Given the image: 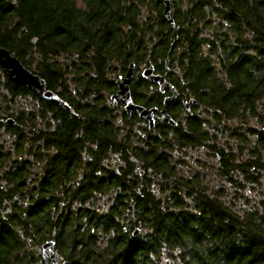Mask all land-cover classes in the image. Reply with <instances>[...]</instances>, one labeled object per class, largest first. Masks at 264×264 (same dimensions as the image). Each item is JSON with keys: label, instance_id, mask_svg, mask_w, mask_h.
Listing matches in <instances>:
<instances>
[{"label": "trees", "instance_id": "obj_1", "mask_svg": "<svg viewBox=\"0 0 264 264\" xmlns=\"http://www.w3.org/2000/svg\"><path fill=\"white\" fill-rule=\"evenodd\" d=\"M80 2L0 0V46L57 97L31 98L36 115L18 109L17 159L0 144V264L38 263L32 248L49 237L62 264H264V191L242 205L235 195L264 189V0H170L171 79L204 116L142 145L110 96L130 61L164 72L163 0ZM153 85L134 81L133 101L160 108ZM186 147L208 154L219 186L171 163Z\"/></svg>", "mask_w": 264, "mask_h": 264}, {"label": "bare ground", "instance_id": "obj_2", "mask_svg": "<svg viewBox=\"0 0 264 264\" xmlns=\"http://www.w3.org/2000/svg\"><path fill=\"white\" fill-rule=\"evenodd\" d=\"M164 10H165V8L163 9V17L165 18V20L166 21H168V23H169V25L171 26V24H170V22H169V19H167L166 17H165V15H164ZM142 18L144 19V16H142ZM169 18L172 20L173 19V16H172V11L170 10V12H169ZM174 21V20H173ZM172 27V26H171ZM173 27H177L176 26V24H175V22L173 23ZM173 27H172V29H173ZM173 35H174V29H173ZM4 48V47H3ZM173 49H174V47L170 50V47H169V50H168V52L170 51V55H171V53H172V51H173ZM167 52V53H168ZM9 56H15L14 54H12L10 51H9ZM16 57V56H15ZM18 58V57H17ZM19 59V58H18ZM129 63H135L134 61H130ZM128 67H129V64H127L126 66H125V73H126V70L128 69ZM150 67H152V69H153V71H152V78H148V77H146L145 75H144V70L145 69H147V68H150ZM0 68H1V70H2V67H1V65H0ZM27 68V67H26ZM27 69H29V70H31L32 71V69L31 68H27ZM175 71H176V66H175ZM2 72H3V70H2ZM33 72V71H32ZM34 73V72H33ZM124 73V74H125ZM171 73V68L169 67V65H165L164 66V72H163V74H161V73H157V72H155V70H154V67L152 66V65H148V66H146V65H142V67L140 68V66H137L136 64H135V72L132 74V76H131V80H130V83H129V87H128V89H126V90H124V93L125 94H130V97H131V99H132V95H131V90H132V84L131 83H133L134 81H138L139 79H141V80H144V81H148V82H151V83H155V82H153L154 81V78L155 77H157V76H160V77H163L164 78V80H166V82L170 85V87L165 83L163 86H161V87H164L163 88V90H161V88H160V86H159V84H157V83H155L152 87H151V89L152 90H155V91H157L159 94H158V97L160 98V100H161V103H160V105L161 106H163L164 104L166 105L167 103H168V106H167V114H168V108H169V106L171 105V104H173L174 103V105H176V106H178V103H177V100L176 101H174V99L175 98H172V97H165L164 99L162 98V97H160V94L161 93H165L166 91H169L170 93H171V95H176L177 94V89L175 88V87H173L172 85H171V83L167 80V76H168V74H170ZM35 74V73H34ZM123 74V75H124ZM38 75V74H37ZM39 76V75H38ZM122 76V75H121ZM40 78H42L41 76H39ZM43 79V78H42ZM44 80V79H43ZM45 81V80H44ZM133 81V82H132ZM176 86V85H175ZM177 87V86H176ZM56 88H58L57 86H56ZM31 90H33V91H35L37 94H41L42 96H43V94L42 93H40V92H38V91H36V90H34V89H31ZM45 90H49V89H47L46 88V83H45ZM118 90V87H117V85H116V89H115V91L111 94V95H113L116 91ZM72 95H74V94H72ZM75 96V95H74ZM44 97V96H43ZM46 98H49V99H51L50 97H46ZM110 98H111V96H110ZM166 98H172V99H166ZM52 100V99H51ZM170 100V101H169ZM132 101H133V99H132ZM185 101V100H184ZM190 101H196V100H190ZM112 102L115 104V105H118L119 107H121L122 109H123V111L125 112V115L127 116V118L130 120V123L132 124V126L131 127H129V128H127V127H124L125 128V132H127V134H129V135H131V134H134V133H138V134H140L141 135V138L139 139V141L137 140V139H135V140H137L138 142H140V143H144V141L145 140H147V139H151V138H153V136L154 135H157V136H159V135H161L163 132L161 131V130H165L166 131V133H170V129H168V128H162L161 126H159V125H157L155 122L156 121H158V122H161L162 124H168L169 126H172L173 127V129H178V128H180V127H183L184 128V131H186L187 130V127H186V125H185V123L187 122L186 121V119H188V120H190V119H194L196 116H201V115H199V113H197V112H195V111H191V110H189V108H188V105H187V101L186 102H184V108L182 109V105H180V107L178 108L177 107V109H178V113L180 112L181 113V115L182 116H185V117H181V118H178V117H176V118H171V121H169L168 119H164L163 118V116H161V114L158 112L159 111V107H156V105H152L153 106V108H155L156 110H155V112L153 113L154 114V118H153V115L152 116H149V115H147V114H145V115H140L138 112H137V110L135 109V108H133L132 107V105H135V106H141V107H143V108H146V109H148V108H152V107H147V106H145V105H142V104H140L139 102H137V101H133L131 104H125V103H119V104H117V103H115L113 100H112ZM198 102V101H197ZM189 103H191V102H189ZM173 105V106H174ZM198 106L199 107H197V108H200V110H202V108H203V106L198 102ZM179 113V114H180ZM169 115V114H168ZM151 117H152V120H151ZM156 117H158V118H156ZM9 122L11 123V124H15V120H14V118H9ZM134 125H137V126H134ZM185 125V126H184ZM168 135V134H167ZM221 136H220V134H219V136H218V138H220ZM112 150H108V153H110ZM115 152H118V151H115ZM114 152V156H115V159L116 160H120V155L118 154V153H115ZM118 164H120V163H116L113 167L114 168H116V165H118ZM121 165V164H120ZM134 170L136 171V172H139L140 170L139 169H137V168H134ZM151 184H153L152 183V181H149ZM238 207H241L240 205L238 206ZM135 229H134V231L136 230V229H138V233L137 234H140V232H141V230H143V228L142 227H134ZM133 231V232H134Z\"/></svg>", "mask_w": 264, "mask_h": 264}, {"label": "water", "instance_id": "obj_3", "mask_svg": "<svg viewBox=\"0 0 264 264\" xmlns=\"http://www.w3.org/2000/svg\"><path fill=\"white\" fill-rule=\"evenodd\" d=\"M163 5H164V15L167 19H169V22L171 26L173 27V19L171 20L169 18V12L171 10V4L170 0H163ZM174 29V39L170 45V50L174 47L176 43V28L173 27ZM9 51L6 48H3L0 46V65L2 67L3 72L6 74V76L14 82L15 84L18 85H23L26 86L27 88L34 89L40 93L43 94L44 97H50L52 100L57 101L56 95L51 93L49 90H45V81L40 78L37 74H34L31 70L27 69L23 63L15 56H9ZM170 51L166 54L165 58V65H168L169 58H170ZM152 67L145 69L144 75L148 78H152ZM135 72V63H129V67L126 70V73L124 75H120L117 80H116V85L118 87V90L111 95V100H113L115 103H125L131 104L133 101L130 97V94H125L124 90L128 89L129 83L131 80L132 74ZM155 83L159 84L161 90H163V86L165 83L170 87V85L164 80L163 77L157 76L154 78ZM174 97V94L172 96ZM172 98H166V99H172ZM170 101V100H169ZM167 106L168 103L162 106V109H160L158 112L163 116L164 119H168L171 121V117L167 114ZM133 108L137 110V112L140 115H149L154 118V112L155 108H143L141 106H135L132 105ZM152 120V117H151ZM9 122V119L7 120ZM138 229H136L133 232V235H137ZM41 260L36 263V264H43L44 261L50 259L51 263H56V251H55V240L49 237L46 241H44L41 246Z\"/></svg>", "mask_w": 264, "mask_h": 264}, {"label": "rangeland", "instance_id": "obj_4", "mask_svg": "<svg viewBox=\"0 0 264 264\" xmlns=\"http://www.w3.org/2000/svg\"><path fill=\"white\" fill-rule=\"evenodd\" d=\"M77 3L79 5H83V3L80 2V0H77ZM202 37L205 38V37H207V35L205 34ZM203 48L206 49V44H204ZM141 67L142 66H140V68ZM73 94L75 95V93H73ZM102 97H107V96L105 94H102ZM2 100L5 101L8 105L11 104L12 108L17 107V109H19V110L20 109L22 110L26 106L30 107L31 104L33 103V101L30 99V97H19V98H16L15 100L13 98L12 99L5 98V100L4 99H2ZM2 100H0V107L2 106V103H1ZM197 113H199V115H201V116H204L203 115L204 113L202 114V110H199ZM118 115H120V113H118ZM116 121L120 125H123L121 123L120 119H116ZM210 123L212 125L207 124V127H205V128H208V130H210L211 128L213 129L214 126L216 125V122H214V120H211ZM129 126H132V124ZM134 126H137V125H134ZM13 140L14 139H11V135L9 132L2 134V136L0 137V144L1 145H3L4 143L6 144V148H4L3 150L6 153H9V157H10L11 161L17 159L14 157V156H16V154L12 153L13 152ZM11 141H12V143H11ZM135 143L138 145H142V143L138 142L137 140H135ZM175 150H176V152L173 155L171 163L173 162V164L176 165V167L178 169L182 170V169H190V168H200L202 166L204 168V173H206L210 177L209 178L210 179L209 184L215 185V183H216V187L220 185L219 181H217L219 179L216 177V173H215L214 169L212 168V165H214V163H213V161L207 160V159H209V158H207L208 154L203 149H201V147H196V148L186 147L183 149H175ZM21 155L22 156L19 159L24 160L27 158V156H28L27 147H23V150L21 151ZM31 167L32 168L30 170V173L32 174L34 167H33V165ZM262 176H263L262 180L264 181V173L262 174ZM4 184L5 183H2L0 186L3 187ZM153 190H154V188H153ZM263 191H264L263 188L260 190L250 188L249 190H247L245 192H241L239 194L237 193V194H235L237 197L236 198L237 203L241 204V205L244 204L245 203L243 200L244 198H250V199H256L257 198V199H259L260 195L263 193ZM228 192H229L230 198H232L233 194H234L233 190L231 189ZM155 193L158 194L157 192H155ZM32 249H33L32 250L33 252H38V250H41L39 246L33 247ZM29 251L30 250H28V252H27L28 255H29ZM55 251H56V248H55ZM48 260H50V259H48ZM56 260L58 261V263L62 264V257L60 256L59 251L56 253ZM160 262H161V264H171L165 257H163V259H161ZM172 264H174V263H172Z\"/></svg>", "mask_w": 264, "mask_h": 264}, {"label": "flooded vegetation", "instance_id": "obj_5", "mask_svg": "<svg viewBox=\"0 0 264 264\" xmlns=\"http://www.w3.org/2000/svg\"><path fill=\"white\" fill-rule=\"evenodd\" d=\"M161 74H163V73H161ZM167 80L171 83V85L173 87H175L177 89V94L174 95V97H175L174 101L177 100L178 106L174 105V103H173L168 108V114H169V116L171 118L185 117V116H182L180 112H179L180 114L178 113L177 107L179 108L180 105H182V109H183L184 108V102H186V101L188 102L187 105H188L189 110L195 111V112H198L200 110V108H197V107H199L197 101H190V100H195L194 96H191V95H189V96H184L183 95L182 96L181 95L180 91L175 86V83L172 81L170 74H168ZM9 84H10V80L8 79L6 74L4 72H2V70L0 68V97H1L0 100H2V99L5 100V98L8 99L9 97H30V99L33 98V97H40V95L32 92L31 90H29L30 88H26V87L25 88L28 89V90L24 89L23 90L24 92H22L20 94L11 95L9 93V89H8V85ZM21 87H24V86H21ZM169 96L170 97L173 96V95H171V93L169 91H166L165 93H161L160 94V97H162L163 99L165 97H169ZM189 102H191V103H189ZM1 103H2V106L0 107V137L2 136V134L8 133V131H7L8 130V126L13 125L10 122H7V120L9 118H14L15 119L16 118V114L18 112L17 107L16 108H12L11 106H9L3 100L1 101ZM38 107H39L38 106V102L35 99L30 107L26 106L25 108L22 109V111L26 114V113H29L32 110L34 112V114L36 115V110H38ZM160 109H162V106H160L159 110ZM156 118H158V117H156ZM155 123L157 125L161 126L162 128H168V129L173 128L172 126H169L168 124H162L161 122H158V121H156ZM56 253H57V251H56ZM43 264H59V263H58L57 260H56V263H51L50 260H46V261L43 262Z\"/></svg>", "mask_w": 264, "mask_h": 264}]
</instances>
